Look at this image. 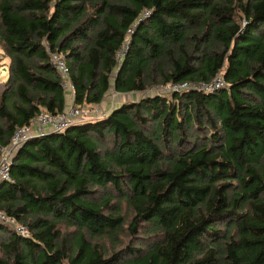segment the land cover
Returning <instances> with one entry per match:
<instances>
[{"label": "trees", "instance_id": "trees-1", "mask_svg": "<svg viewBox=\"0 0 264 264\" xmlns=\"http://www.w3.org/2000/svg\"><path fill=\"white\" fill-rule=\"evenodd\" d=\"M0 46L10 58L0 148L39 113L66 108L48 50L64 55L83 106L112 86L219 73L229 84L123 101L23 143L0 212L30 238L0 224V264H264V0H0ZM142 226L151 243L124 248L122 234Z\"/></svg>", "mask_w": 264, "mask_h": 264}, {"label": "built area", "instance_id": "built-area-1", "mask_svg": "<svg viewBox=\"0 0 264 264\" xmlns=\"http://www.w3.org/2000/svg\"><path fill=\"white\" fill-rule=\"evenodd\" d=\"M131 31V29L129 30ZM50 60L53 67L61 76L62 87L66 92H70L75 97V85L72 80L70 67L63 54L48 50ZM126 52V45L118 52L117 58L121 62ZM228 82L225 80L222 73H219L215 78L208 82L192 83L188 81L170 82L162 85L163 90L167 94H174L187 90L207 91L212 92L220 88H227ZM159 94V93H158ZM159 95H163L160 93ZM94 116L85 110V106L74 104L69 109L62 112L52 113L43 111L36 115L30 123L17 127L11 137L10 144L6 147H1L0 156V183L11 182V164L13 155L16 150L27 140L36 136H43L48 133H61L66 131L74 124H78L87 120H95L106 116L108 112L103 111L99 107H95L92 112ZM0 224L9 227L12 231L24 238H30V232L26 226L21 224L15 218L8 216L6 213L0 212Z\"/></svg>", "mask_w": 264, "mask_h": 264}, {"label": "rangeland", "instance_id": "rangeland-1", "mask_svg": "<svg viewBox=\"0 0 264 264\" xmlns=\"http://www.w3.org/2000/svg\"><path fill=\"white\" fill-rule=\"evenodd\" d=\"M9 62H10V58L5 56L3 50L1 49V46H0V93H2L4 91L6 82L9 78L8 77ZM162 85L163 84H155V85L151 86L150 88L146 89L145 91L131 93L128 95H125V93H120V92L116 91L114 89V87L112 86L105 98L109 99L108 101L112 102V104H115V103L121 102L123 100H129V101L139 100L142 96H145V95L154 96V95H157L158 93L159 94L162 93L163 95H166V96L170 95V94H167L163 90ZM95 107H99L103 111H106V109L102 108L99 105L97 106V104L96 105H86L85 110L90 113L89 115L94 116V114L92 112L95 109ZM110 139H108V143L111 142ZM109 191L112 194V200L114 201L112 204L114 206V209H116L121 215H123L127 222H130L133 219V211H132L131 207L128 205L127 202H125L122 199V197H119L115 193V191H113V190H109ZM105 198H107V194L101 193L100 194V201L103 202V199H105ZM107 212H108V210H107ZM62 230L66 231V229L64 227H62ZM147 230H148V228L146 226H142V229L140 230L139 236L137 238L133 237L132 239L129 236L127 231L124 234H122L121 238H122V244H123L124 248L128 245L134 249H140L141 246H144V244L148 245L149 243H151V241H149L147 239L148 235L145 233V231H147ZM94 242H95V240H94ZM99 243L102 245L103 248H105L107 250H113L114 249L113 245H111V243L107 239H104V240L101 239L99 241ZM120 249H117V250H120Z\"/></svg>", "mask_w": 264, "mask_h": 264}, {"label": "crops", "instance_id": "crops-1", "mask_svg": "<svg viewBox=\"0 0 264 264\" xmlns=\"http://www.w3.org/2000/svg\"><path fill=\"white\" fill-rule=\"evenodd\" d=\"M9 58V57H8ZM10 64V62H9ZM8 77H9V65H8ZM120 93H125V95L131 94V93H136V92H120ZM109 99L104 98V100L100 103L97 104V106H101L102 108L106 109V112L110 113L115 107L119 106L123 101H127V100H123L121 102H117L115 104H112V102L108 101ZM75 104V97L72 96V94L70 92H66V109H69L71 106H73Z\"/></svg>", "mask_w": 264, "mask_h": 264}]
</instances>
